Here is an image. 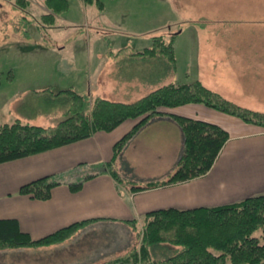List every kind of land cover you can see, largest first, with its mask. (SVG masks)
Returning <instances> with one entry per match:
<instances>
[{"label":"crops","instance_id":"crops-1","mask_svg":"<svg viewBox=\"0 0 264 264\" xmlns=\"http://www.w3.org/2000/svg\"><path fill=\"white\" fill-rule=\"evenodd\" d=\"M113 1L104 11L92 13L93 20L106 25L108 29L103 36L96 37L103 42L108 40L111 47H94L86 52L82 49L84 58L80 57L79 50L74 51L75 54L69 58L70 53H67L65 47L46 52L55 57L56 61H53L51 67L56 74L77 72L79 80L70 86L78 93L86 95L89 102L97 96L109 99H112L108 97L110 94L119 97L132 94L137 96L172 81L191 83L199 79L233 102L264 104V46L256 49L244 47L234 57L229 58L227 63L218 62L215 56L208 61V29L191 26L188 28V36L179 41L180 35L187 32L185 28L175 40L176 71L172 72L163 61L131 55L132 52H140L150 46L147 34L154 31H146L129 20L123 26L119 25L120 22L113 21L119 19H112L113 15L125 14L126 18L129 16L128 10L119 9V3L114 1L113 4ZM92 17L88 19L93 21ZM101 17L105 21H101ZM180 20L173 22L178 23ZM56 54L60 57H56ZM178 55L179 63L180 60L186 61L185 66L180 69L177 66ZM61 64L64 67H60ZM61 78L59 80L51 76L50 80H42L38 87H52L56 90L70 88L61 82ZM24 102L28 103V99L19 91H8L4 85L0 86V128L18 117L27 116L22 114L28 112L24 108ZM252 108L264 112L262 106ZM159 111L161 114H154L148 119L116 161V169L126 180L124 182H118L105 169L85 180L78 191H72L67 183H63L53 188L49 199H37L19 193L22 185L40 177L61 175L65 181L78 180L94 165L111 161L116 142L129 133L143 117L127 119L112 131H97L85 139L0 163V219H17L21 229L34 239L47 236L75 222L93 219L65 241L24 249H36V253L45 254L44 264H82L83 259L78 257L65 260L63 249L68 248L70 243L75 242L85 232L107 230V234L112 235L111 241L98 248L94 247L88 254L89 260H93L88 262L102 264L125 255L135 244L139 245L138 232L144 223L145 214L149 211L217 206L264 194V127L245 122L237 116L202 103L164 106ZM170 115L218 124L229 132L230 138L206 174L184 182L138 191L130 190L127 181L143 184L160 180L177 167L183 153L184 135L181 127ZM60 119L61 117H56L52 122L57 124ZM135 145H141L152 152L146 156L145 162L149 169L142 170L143 174H147L143 175V179L135 178L136 161L128 158L129 151ZM133 220L137 221L136 224ZM167 245L169 244L155 247L158 250L172 248V245ZM138 264L146 263L139 261Z\"/></svg>","mask_w":264,"mask_h":264},{"label":"trees","instance_id":"trees-1","mask_svg":"<svg viewBox=\"0 0 264 264\" xmlns=\"http://www.w3.org/2000/svg\"><path fill=\"white\" fill-rule=\"evenodd\" d=\"M21 1L22 5L27 6L29 3ZM83 1L87 5H95L101 11L106 7L104 0ZM45 3L49 13L42 17L44 25L54 24L57 16L68 11L71 6L70 0H45ZM152 37L153 44L150 47L132 52L131 55L163 61L175 72V36L168 42L162 35ZM23 97L28 99V103H23L24 108L32 111L31 114L61 119L52 125L32 124L22 117L5 123L0 128V163L85 139L97 131H112L127 119L143 117L129 133L116 142L112 160L94 165L81 179L65 181L61 175H46L21 186L19 193L37 199H49L53 188L63 183H67L72 191H78L85 180L105 169L118 182L126 181L116 169L117 159L148 119L154 114H161L159 109L164 106L202 103L237 116L245 122L264 127V112L235 104L199 79L191 83L172 81L163 84L133 102L100 96L89 102L86 95L73 88L54 90L52 87L27 91ZM35 98L39 99V104ZM54 103L57 107H54ZM170 116L181 127L184 135L183 153L177 167L160 180L143 184L127 181L130 190L184 182L206 174L230 138L229 132L218 124L180 115ZM89 221L93 219L75 222L47 236L34 239L21 229L17 219H0V250L59 243L70 238ZM136 222L133 220L134 224ZM138 236L139 245L135 244L125 255L102 264H138L141 259L146 264H264V194L217 206L152 210L145 214ZM161 244L177 247V251L163 259H154L152 247Z\"/></svg>","mask_w":264,"mask_h":264},{"label":"rangeland","instance_id":"rangeland-1","mask_svg":"<svg viewBox=\"0 0 264 264\" xmlns=\"http://www.w3.org/2000/svg\"><path fill=\"white\" fill-rule=\"evenodd\" d=\"M24 1L29 2L27 6L22 5L20 0H0V86L4 85L8 91H12V89L14 92L19 91L24 96L27 91L42 89L43 87H38L41 81L50 80L52 76L59 80L62 77L61 82L72 88L70 85L79 80L77 72L69 71L66 75H61L60 72L56 74L51 67L53 61H56L55 57H51L46 52L65 47L67 53H70L68 54L69 58L77 50H79L80 57L84 58L85 55L82 49L86 52L89 48L104 49L111 47L112 45L108 44V40L103 42L99 39L108 31L106 25L94 21L92 17L93 12L99 13L101 10L95 5L84 4L83 0H70L71 6L68 12L59 14L54 24L44 25L41 22L42 17L49 13L45 0ZM104 1L105 6H109L112 0ZM114 1L119 3L117 5L119 9L128 10L129 16L126 18L125 14L113 15L112 19L119 18L113 21H118V23L120 22L119 25L123 26L128 24L129 20V22L132 21L134 24L137 23L142 26L146 31H154L147 34L151 42L150 46L153 44L152 35H162L164 40L168 42L173 35L176 40L177 36L186 28L187 32L184 31L180 35L179 41L181 42L182 37L188 36V28L191 26L196 29L198 27L208 29V61L212 56H215L218 62L227 63L229 58L234 57L244 47L256 49L264 46V0ZM114 1L113 4H115ZM88 17H92L93 21L89 20ZM96 19H99V17H96ZM100 19L105 21L103 17ZM176 19L181 20L178 23L173 22ZM97 35H99V38L96 37ZM89 52H87L88 57ZM56 57H60V55L56 54ZM138 61H141V59ZM185 64V60H180L179 63L178 55V69L183 68ZM60 67H64V65L61 64ZM62 69L64 70V68ZM34 82L35 84H33ZM147 92L148 90L137 94V96L132 94L121 96L122 98L112 96L115 94H110L111 96L108 97L133 101ZM35 99L36 103L39 104V99ZM36 103L34 102V104ZM234 103L253 110L257 109L252 107H264V104ZM54 107H57L56 103H54ZM31 113L32 111L29 109L28 113L22 112V114L27 115L24 116V121L40 125L54 124L52 119L55 117ZM150 154L152 152L141 145H135L129 151L128 158L136 161V179H143V175H147L143 174L142 170L149 169L145 160H147L146 156ZM138 181L141 182V180ZM257 234L259 235L260 231ZM111 236L107 234V230L85 232L75 239V242L70 243L68 248L63 249V254H65L63 258L71 260L78 257L80 260L83 259L82 264H92L94 262H88L93 261L89 260L88 254L94 247L98 248L110 242ZM24 248L0 250V264H44L46 262L44 259L45 254L36 253V249ZM172 248L158 250L153 246V258L163 259L174 254L177 247L172 246Z\"/></svg>","mask_w":264,"mask_h":264}]
</instances>
